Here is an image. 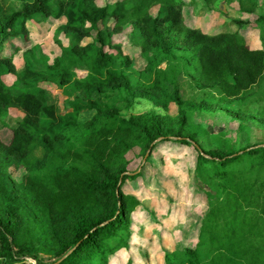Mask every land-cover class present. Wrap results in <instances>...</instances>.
Here are the masks:
<instances>
[{
	"label": "trees",
	"instance_id": "16d2710c",
	"mask_svg": "<svg viewBox=\"0 0 264 264\" xmlns=\"http://www.w3.org/2000/svg\"><path fill=\"white\" fill-rule=\"evenodd\" d=\"M100 1L0 0V264L27 258L36 264H112L111 257L130 247L132 217L141 206L125 184L142 177L166 143L191 150L196 161L188 172L206 209L195 244L165 252L161 264H264V146L225 151L188 131L190 109L198 106L223 104L238 118L252 97L264 104V14L257 13L264 0H238V29L215 34L185 23L184 0ZM38 15L65 16L63 32L78 40L58 57L42 56L41 70L28 58L33 46L3 55L10 39L29 37L27 22ZM252 24L259 27L260 48L242 32ZM128 26L136 38L132 46L146 62L142 69L115 41ZM86 38L91 42L79 44ZM23 49V76L9 87L2 75L17 74L14 56ZM178 58L193 66L197 86L215 87L219 98L186 99L181 75L160 68ZM76 67L88 70L83 79H72ZM42 82L75 93L68 116L49 104ZM138 97L165 110L174 103L178 114L124 117L122 107L131 109ZM11 108L26 114L16 126L4 121ZM85 111L94 114L83 121ZM5 129L12 134L8 142ZM40 148L43 156L36 154ZM135 150L143 160L148 156L142 168L130 171Z\"/></svg>",
	"mask_w": 264,
	"mask_h": 264
},
{
	"label": "rangeland",
	"instance_id": "374dc122",
	"mask_svg": "<svg viewBox=\"0 0 264 264\" xmlns=\"http://www.w3.org/2000/svg\"><path fill=\"white\" fill-rule=\"evenodd\" d=\"M184 21L193 28L199 29L207 34H215L222 31H236L238 25L236 20L239 17L240 5L238 0H184ZM105 1H100L104 4ZM57 9V4H54ZM155 8L154 15H156ZM259 14L264 10L259 7ZM249 18V17H248ZM255 19L251 17V20ZM67 23L65 16L60 18L38 15L27 22L30 31L29 37L24 36L17 39H10L6 44L3 55L7 56L16 47L34 50L28 54V58L34 62L36 69L45 67L39 63L42 56L55 58L62 55V48L78 43L73 37L66 35L62 27ZM89 27V26H87ZM242 32L245 37L259 40V27L255 24L246 26ZM256 32H258L256 34ZM136 38L131 37V28L128 26L125 33L115 37L116 43L123 47V50L130 54L133 59V66L142 69L146 62L140 54L138 47L132 46ZM91 39L80 40L79 44L86 45ZM36 46V47H35ZM20 51L14 56V63L17 67V74H3V81L13 87L15 81L25 70V59ZM177 72L181 75L179 86L186 99L191 101H202L205 103L212 100L213 95L219 98L216 88L209 86H197L193 78V66L187 64L185 58L170 59L160 64V68ZM87 69L76 67L71 70V77L83 79ZM46 88L47 100L53 105L59 115L68 116L72 110L71 104L75 93L69 87H62L56 83L42 82ZM18 93V91H15ZM254 97L249 99L245 111L239 117H233L223 104L214 106L208 103L207 108L199 106L190 109L188 131L205 138L214 147L225 151H240L247 147L264 146V104L255 103ZM115 103H120L118 96ZM156 111L158 113L178 114V106L170 104L168 110L163 109L154 100L148 97H138L131 109L122 107V115L129 117L135 114ZM94 111H85L80 117L81 120H89ZM26 114L17 108H11L4 121L11 126H16ZM3 120L0 119V129L3 127ZM3 140L8 142L12 138L11 131L3 130ZM176 146L168 143L163 148L156 149L149 164L143 169V176L136 181H129L125 184L128 194H133L141 201V206L132 217V238L130 247L118 252L111 257L112 264H161L165 252H172L188 244H195V238L199 232L200 218L202 217L206 204L202 193L197 189L189 168L195 166V157H191V150L184 148L181 151L173 148ZM36 154L43 156L44 150L40 148ZM187 156H190L187 158ZM132 162L130 171L142 168L144 160L139 150L131 155ZM22 171L16 172L15 176L20 178ZM194 241V242H192ZM19 264H36L31 258L25 259Z\"/></svg>",
	"mask_w": 264,
	"mask_h": 264
},
{
	"label": "crops",
	"instance_id": "0c3cea01",
	"mask_svg": "<svg viewBox=\"0 0 264 264\" xmlns=\"http://www.w3.org/2000/svg\"><path fill=\"white\" fill-rule=\"evenodd\" d=\"M247 42L252 46V47H255V48H260L261 47V42L260 40L258 39H254V38H246Z\"/></svg>",
	"mask_w": 264,
	"mask_h": 264
},
{
	"label": "water",
	"instance_id": "95a60500",
	"mask_svg": "<svg viewBox=\"0 0 264 264\" xmlns=\"http://www.w3.org/2000/svg\"><path fill=\"white\" fill-rule=\"evenodd\" d=\"M162 138H160L159 140H161ZM147 156H148V153L146 154V157H145V159H144V162L146 161V158H147ZM138 171H140V169L138 170ZM128 174H133L132 172H127Z\"/></svg>",
	"mask_w": 264,
	"mask_h": 264
}]
</instances>
